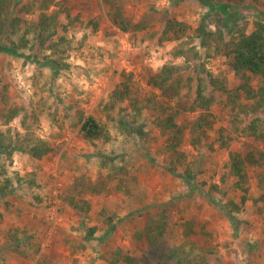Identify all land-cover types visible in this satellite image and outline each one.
Returning a JSON list of instances; mask_svg holds the SVG:
<instances>
[{"label":"rangeland","instance_id":"rangeland-1","mask_svg":"<svg viewBox=\"0 0 264 264\" xmlns=\"http://www.w3.org/2000/svg\"><path fill=\"white\" fill-rule=\"evenodd\" d=\"M42 1L20 0L15 14L22 27L10 32L15 43L28 41L19 52L30 58L0 52V132L16 146L10 156L0 153V186L9 177L13 190L0 194V264H264V203L250 200L234 208L240 192L227 167L229 150L251 142L243 128L263 120L264 108L238 114L233 129L226 102L238 79L231 57L215 51L218 38L230 41L250 32L256 20L264 22V0L228 3L226 10L205 0H116L111 6L53 0L48 12L61 11L45 45L26 30L37 21ZM118 7L140 28L125 31L114 24L109 12ZM174 16L189 24L177 39L164 32ZM190 46L199 51L194 60L175 55L176 48ZM49 56L61 58L57 68L35 61L46 63ZM165 64L180 68L192 99L198 84L216 98L213 125L200 142L191 133L200 113L181 121L188 126L182 164L170 163L150 109L139 112L128 101L106 107L122 71L132 72L139 92L149 97L157 93L147 84L149 72ZM212 76L227 89L216 88ZM79 110L83 118L108 122L106 142L82 137ZM225 128L228 145L219 140ZM39 138L54 151L37 159L28 149ZM150 218L165 223L157 243L138 237ZM192 219L207 231L204 254L183 236V223Z\"/></svg>","mask_w":264,"mask_h":264},{"label":"trees","instance_id":"trees-1","mask_svg":"<svg viewBox=\"0 0 264 264\" xmlns=\"http://www.w3.org/2000/svg\"><path fill=\"white\" fill-rule=\"evenodd\" d=\"M20 0H0V52L12 53L20 56H28L23 52H19L28 41L15 43L11 39L10 32H16L22 27V20L16 13V7ZM107 5H112L116 0H103ZM221 3L220 6L226 10L228 3H242L244 0H205L206 3ZM40 7L37 21L26 26L27 31L35 32L37 38L40 39L41 45H45L49 39L55 35L56 30L52 29L59 19V9L48 12L53 0H43ZM261 6L264 9V1ZM109 16L111 21L125 31H132L140 28L139 24L133 23L131 18L123 13L121 8L110 10ZM227 19V18H226ZM189 24L184 21L177 20L174 16L167 23L165 34L171 38H181L186 35ZM220 36L222 37V32ZM217 32V34L219 33ZM24 40V38H23ZM164 43V38L160 39ZM216 53H224L231 57L230 65L238 79V85L235 91H229L226 104L229 105L231 119L229 120L234 130L238 127L234 125L238 114H250L261 111L264 108V22L258 19L254 22L250 32L241 31L235 39L224 41L217 39ZM224 41V42H223ZM221 42V44H220ZM63 43L62 38L49 48L56 52L57 45ZM175 55L183 56L187 61L194 60L199 55L196 47L190 46L185 48H176ZM36 59V58H35ZM47 61L40 62L44 65L57 68L61 58L47 57ZM147 78V84L157 91L156 94L149 97L139 92L132 72L122 71L120 81L116 84L111 93V100L106 104L108 109L114 108L122 101H128L136 110L143 111L150 109L157 128L165 136L164 149L170 163L182 164L186 158V152L183 150L184 142L187 137V125L181 124L189 113L199 112L200 115L191 128V133H197L196 140L200 142V135L204 134L206 129H210L213 125L214 114L211 111L216 98L214 95H207L201 84L197 85L196 96L191 98L189 91L184 92L187 82L184 81L180 68L176 65L165 64L156 71H150ZM258 77L262 79V83L255 84L254 79ZM211 82L218 88L223 85V89H227L224 80L212 76ZM11 116H9L10 118ZM80 133L85 140L90 142H106L110 138L108 122L102 121L100 118L89 115L83 118L82 111L79 110ZM221 131L219 140L222 144H229L231 136L229 129L225 128ZM244 133L250 137L251 142L245 149L229 150L227 167L234 178V187L240 192V201L231 202L236 209H240L242 205L248 201H253L255 205L264 203V119L257 117L252 119L246 127L243 128ZM5 135L0 132V153L7 150L8 156L11 155L12 148H16L15 143L10 141L6 144ZM195 144V139L193 140ZM22 148V147H21ZM54 151V146L49 141L39 138L32 142L28 149L29 154L33 158L40 159ZM226 173L222 176V181L226 179ZM256 179V186L260 191L259 196H255L251 187V176ZM5 182L0 186L1 196L8 195L12 189V180L7 177ZM165 223L163 219L150 218L145 225V232L138 233L139 239L147 237L150 243H157L160 236L157 233H163ZM200 223L195 220L185 221L183 223V236L186 243L190 244L192 249L201 250L204 254L206 251L207 239H202V234L207 233L204 228L199 229ZM201 230V231H200ZM94 229L91 230L93 232Z\"/></svg>","mask_w":264,"mask_h":264}]
</instances>
